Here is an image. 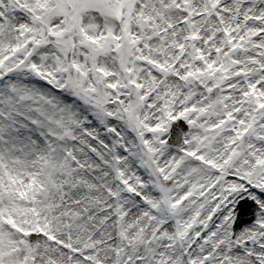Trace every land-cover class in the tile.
<instances>
[{
	"label": "snow or ice",
	"instance_id": "1",
	"mask_svg": "<svg viewBox=\"0 0 264 264\" xmlns=\"http://www.w3.org/2000/svg\"><path fill=\"white\" fill-rule=\"evenodd\" d=\"M0 264H264V0H0Z\"/></svg>",
	"mask_w": 264,
	"mask_h": 264
}]
</instances>
